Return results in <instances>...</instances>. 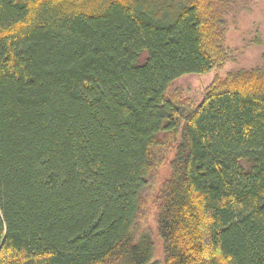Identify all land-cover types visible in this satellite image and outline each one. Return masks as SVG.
I'll use <instances>...</instances> for the list:
<instances>
[{
    "label": "trees",
    "instance_id": "1",
    "mask_svg": "<svg viewBox=\"0 0 264 264\" xmlns=\"http://www.w3.org/2000/svg\"><path fill=\"white\" fill-rule=\"evenodd\" d=\"M243 1L0 0V264H264V64L171 94Z\"/></svg>",
    "mask_w": 264,
    "mask_h": 264
},
{
    "label": "rangeland",
    "instance_id": "2",
    "mask_svg": "<svg viewBox=\"0 0 264 264\" xmlns=\"http://www.w3.org/2000/svg\"><path fill=\"white\" fill-rule=\"evenodd\" d=\"M227 45L235 53L236 60L227 63L222 69L207 76H187L175 82L171 94L181 93L186 99L200 103L206 89L214 80L225 77L229 72L240 69H252L264 64V0L243 1L228 18ZM168 165L160 170L159 184L146 193L150 199V212L147 222L139 233L154 235L156 256L161 258V245L157 239L156 207L153 204L159 187L168 174ZM157 189V190H156Z\"/></svg>",
    "mask_w": 264,
    "mask_h": 264
}]
</instances>
